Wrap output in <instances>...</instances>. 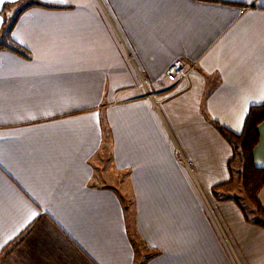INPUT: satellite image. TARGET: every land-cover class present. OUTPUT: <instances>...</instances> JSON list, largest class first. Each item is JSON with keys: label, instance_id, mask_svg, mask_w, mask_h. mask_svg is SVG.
<instances>
[{"label": "crops", "instance_id": "0c3cea01", "mask_svg": "<svg viewBox=\"0 0 264 264\" xmlns=\"http://www.w3.org/2000/svg\"><path fill=\"white\" fill-rule=\"evenodd\" d=\"M4 40L0 264H264V226L222 236L206 202L219 128L264 104V0H0Z\"/></svg>", "mask_w": 264, "mask_h": 264}, {"label": "rangeland", "instance_id": "374dc122", "mask_svg": "<svg viewBox=\"0 0 264 264\" xmlns=\"http://www.w3.org/2000/svg\"><path fill=\"white\" fill-rule=\"evenodd\" d=\"M188 69L190 74L191 68L188 67ZM189 83H190V79H189ZM166 86L168 87L167 89H165V91H167L171 87V84L168 83V85ZM165 91L161 92V94L163 95L162 97L164 96L168 97L173 94H177V92L165 93ZM232 164H233V168H232L233 178L232 180H230L231 182L230 187L226 188L225 186H222L216 189L215 196L218 199L217 201L218 203H214L211 199V195L207 193V197L211 201L210 204L206 200V202L208 203V209L210 210V213L215 223L217 224L222 236H259L255 233V231H253L254 229L251 230L245 226L247 224H250L251 226V223L253 224L255 221L264 223V220L259 214L256 213L254 208L250 205V203L242 193L241 185L239 183V173L241 171L240 168H242V166L239 162L238 157L234 159ZM203 175L204 178L215 183H223L224 181H226L224 179H227V174H223L222 171L221 173L219 172L215 173L213 176L212 175L209 176V174H205V173ZM193 178L196 181V178L194 176ZM128 202H130L129 204L131 205V201ZM237 203H239L244 210ZM130 211L131 208L126 210L127 219H128V215L131 214ZM255 225L256 224L254 223V225L252 226ZM128 229H130L131 231V221H129V219H128Z\"/></svg>", "mask_w": 264, "mask_h": 264}, {"label": "trees", "instance_id": "16d2710c", "mask_svg": "<svg viewBox=\"0 0 264 264\" xmlns=\"http://www.w3.org/2000/svg\"><path fill=\"white\" fill-rule=\"evenodd\" d=\"M11 28L12 27H8L6 29L4 37L9 36ZM5 41L6 40L0 42V47L5 44ZM8 46L15 51H20L19 48L13 47V45ZM263 122L264 104L252 106L250 108L245 119L243 131L240 134H236L225 127H220L219 131L230 143L233 150V158L229 163L230 166L236 157H238L242 166L239 173V183L241 185L242 193L256 213L264 220V207L258 198L260 190L264 187V169L258 168L254 159V151L260 140L259 126ZM230 183L231 182L228 184ZM239 206L241 207L240 204ZM255 223L264 226V223L262 222L255 221Z\"/></svg>", "mask_w": 264, "mask_h": 264}, {"label": "built area", "instance_id": "2783aa9c", "mask_svg": "<svg viewBox=\"0 0 264 264\" xmlns=\"http://www.w3.org/2000/svg\"><path fill=\"white\" fill-rule=\"evenodd\" d=\"M165 81L171 84V87L165 91V93L171 92H181L186 90L189 83V69L187 64L181 60H178L171 64L165 73ZM142 83L146 86L145 81L142 78ZM154 98V96H152ZM169 97V96H168ZM178 157L182 159L181 155L178 153Z\"/></svg>", "mask_w": 264, "mask_h": 264}]
</instances>
